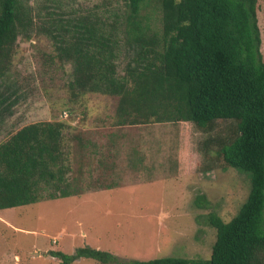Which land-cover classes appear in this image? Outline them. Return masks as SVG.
<instances>
[{
  "label": "trees",
  "instance_id": "trees-1",
  "mask_svg": "<svg viewBox=\"0 0 264 264\" xmlns=\"http://www.w3.org/2000/svg\"><path fill=\"white\" fill-rule=\"evenodd\" d=\"M126 1L131 13L121 37V26L99 15L65 17L50 6L41 17L24 0H0V134L20 101L17 90L6 84L18 39L29 41L37 32L50 39L61 63L72 65V98L95 93L118 99L113 126L188 122L212 134L220 122L228 123L207 140L201 170L235 168L247 174L250 192L230 221L210 215L217 234L209 259L143 261L89 246L71 255L50 254L61 264L82 258L100 264H264V58L258 0H159L161 31L141 18L148 0ZM123 48L132 58L119 72ZM68 128L62 121L36 122L0 143V210L85 192L65 137ZM164 162L159 165L164 172L178 173L179 160ZM196 201L208 203L204 195Z\"/></svg>",
  "mask_w": 264,
  "mask_h": 264
},
{
  "label": "rangeland",
  "instance_id": "rangeland-1",
  "mask_svg": "<svg viewBox=\"0 0 264 264\" xmlns=\"http://www.w3.org/2000/svg\"><path fill=\"white\" fill-rule=\"evenodd\" d=\"M24 1L41 17L50 6L65 17L99 15L121 26V37L131 13L126 0ZM258 4L264 58V0ZM141 18L161 31L159 0L144 3ZM131 58L123 48L119 72ZM71 79L72 65L56 58L50 39L37 32L29 41L18 39L6 84L11 85L10 91L17 90L20 101L14 114L5 118L0 143L32 123H66L70 128L65 137L85 192L0 210V264H61L52 251L71 255L86 246L143 261L209 259L217 234L208 222L210 215L230 221L250 192L247 174L235 168L201 170L209 150L207 140L229 124L220 122L212 134L188 122L116 127L110 117L118 99L90 93L75 100L68 89ZM211 149L215 152V145ZM164 160H179L178 173L164 172L159 167ZM140 161L143 166L139 167ZM199 195L206 196V205H197ZM73 264L100 263L82 258Z\"/></svg>",
  "mask_w": 264,
  "mask_h": 264
},
{
  "label": "crops",
  "instance_id": "crops-1",
  "mask_svg": "<svg viewBox=\"0 0 264 264\" xmlns=\"http://www.w3.org/2000/svg\"><path fill=\"white\" fill-rule=\"evenodd\" d=\"M180 162V161H179ZM180 167V166H179Z\"/></svg>",
  "mask_w": 264,
  "mask_h": 264
}]
</instances>
